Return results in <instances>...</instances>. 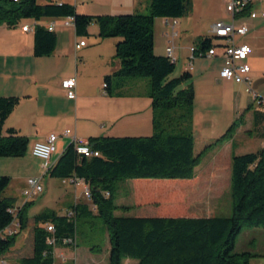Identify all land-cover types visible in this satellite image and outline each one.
I'll list each match as a JSON object with an SVG mask.
<instances>
[{"label":"trees","instance_id":"obj_1","mask_svg":"<svg viewBox=\"0 0 264 264\" xmlns=\"http://www.w3.org/2000/svg\"><path fill=\"white\" fill-rule=\"evenodd\" d=\"M48 0L39 5L37 0H0V26L15 27L20 21L32 19H73L77 36H87L91 23L98 26L100 39L119 38L114 57L119 69L104 77L108 94L117 81L148 80V98L152 109V135L148 137H97L88 139L98 157L78 155L74 145L68 144L54 161L46 175L52 179L76 177L88 185L93 214L87 204L71 206L65 215L44 211L31 218L27 215L32 202L15 207V198L2 197L10 178L0 176V260L15 264H54V250L75 248L79 219L98 217L108 232V264H123L126 259L136 264H250L256 257L250 252H236L235 242L245 228L264 229V150L242 155L232 154L230 161L229 217H129L114 215L126 212L128 207L114 203L116 185L122 180H191L195 168L212 145L200 154L194 153L192 133L194 89L191 75L184 71L176 78L175 62L156 56L153 51V24L155 19H181L192 8V0H150L148 13L127 15L87 16L77 14L73 6ZM11 3L9 7L5 4ZM193 54L206 51L211 41L198 38ZM56 36L43 26L34 28L33 55L48 57L54 51ZM187 83L183 89H178ZM16 97H0V158H22L28 148V138L2 128L8 116L18 105ZM241 118L239 117L238 120ZM239 123L234 121L216 142L231 139ZM156 183L143 191L158 192L161 203L177 214L184 203L185 189ZM174 183V182H173ZM109 197H105V193ZM143 195H146L144 192ZM17 208L16 217L10 210ZM178 208V209H176ZM71 213V215H68ZM14 220L18 232L5 234ZM52 225L54 231L47 232ZM28 231L19 246L18 236ZM53 239V244L48 240ZM67 240L72 243L65 244ZM92 254H101L100 247H90Z\"/></svg>","mask_w":264,"mask_h":264},{"label":"crops","instance_id":"obj_2","mask_svg":"<svg viewBox=\"0 0 264 264\" xmlns=\"http://www.w3.org/2000/svg\"><path fill=\"white\" fill-rule=\"evenodd\" d=\"M203 1L207 6H212L213 2L218 0ZM219 1V13L215 14L209 22L208 30L205 34H197L193 40V45L188 48L180 46L176 48L174 46V40L179 36L177 28L181 19L176 20L177 25L174 29L170 27V20L155 19L153 24V51L156 56L164 57L166 56V48H172L176 63L179 59V52L181 50H186L187 52L186 56H184L186 58L185 64L186 68L188 64H190L191 68L190 70L182 68L181 72H189L191 81H194V84L191 83L194 89L192 128L194 124L199 123L202 129V137L197 141L194 139V153L197 155L202 152L218 138L212 135L216 130L214 128L215 124L217 125L218 122L214 118L215 116H220L221 112H225V106H228V110H231L233 106L234 117H231L232 123L238 120L239 117L241 118L239 126L231 139L216 147L215 149L217 150L212 149L204 154L210 159L205 167L206 173H219V168L223 162L230 164L232 154H248L241 152H246L250 149L254 150L251 153L264 150V115L253 108L250 96L245 92L241 83L235 80L226 81L219 78V71L222 67V61L219 58L206 59L218 64V68L213 71H203L193 65L195 60H204L205 58L191 59L192 51L197 43L196 40L208 36L214 22L229 21V16L223 10V0ZM56 2L71 5L75 8L77 14L87 16H115L136 12L141 13L146 12L149 7V0H57ZM195 9L196 0H192V12ZM251 12L258 14L254 19L261 16L260 13L264 12V0L256 2L251 7ZM64 19H59L60 21L58 19L36 21L37 26H43L45 29L50 23L54 24L53 33L56 36V45L54 51L48 57H35L33 55L34 29L27 32H22L21 30L22 26L31 25L34 20H22L15 27L0 26V97H16L19 99L18 105L4 122L2 135L6 136L8 129H14L18 135L28 138L29 141L24 157L12 160L0 159V169H2L4 164H15L14 170L18 173L17 177L25 182V186L28 178L41 175L39 169L32 170L26 159L32 157L31 149L33 145L37 142H44L50 134H61L63 131L68 130L71 135H75L79 139L88 140L97 137H148L153 133L151 100L148 98L147 82L137 79L117 81L109 94L104 90V77L111 76L119 69V61L114 57L115 46L118 41L114 38L100 39L98 37V26L95 23H91L87 28V36H77L73 26H64ZM186 19L189 21V18ZM254 19L244 16L236 20L237 25L244 24L247 27L246 36L250 31L248 22ZM159 20L163 22L164 26L169 28L168 32L165 33L163 28V31L157 33L156 21ZM192 31H195V29L193 28ZM242 38H237L236 43L246 44L250 47L251 53L245 63L250 68V78H257L259 75L252 64V60L254 61L255 58L251 57L254 49L251 45L240 42ZM82 41L85 42V45L76 49V45ZM54 70L59 71V73ZM71 78L75 80L74 99H68L67 92L61 87L63 81ZM197 79L199 80L197 82H200L201 85L199 94L195 86V80ZM233 87L239 93L243 89L246 100L242 104L240 103L241 95L238 92H234ZM253 90L257 94L264 96V88L262 86H257ZM197 105L199 112L196 113ZM230 116H232L231 113L227 114V117ZM223 126L227 125L224 124ZM206 127L212 132L206 131ZM257 139L260 140L258 145L252 143ZM69 143L70 138L58 137L55 141V152L52 155L53 163ZM197 143L198 149H196ZM19 172H23V175H19ZM220 178V176H216L217 183ZM198 179L194 175L191 180H176L173 182L189 181L195 183ZM152 181L153 183L171 182L166 180ZM127 183L132 189L133 206L141 208L153 200L141 198L142 195L140 194H142V191L140 190L149 183L146 180H128ZM76 187H74L72 205L69 203L65 209L59 207L57 210L58 212L61 211V213L54 210L58 215H64V213L69 212L72 210L71 206L73 205L87 204V202L82 203L76 197ZM60 194L62 195L56 201L58 202L57 204H63L64 199L68 196L66 191ZM147 194L153 195L152 192ZM9 198L16 199L15 207H22L26 204L23 198L21 201L18 197ZM122 204L126 203H123V199L120 198L119 203L116 205L126 206ZM145 212L135 214L134 217L160 216L157 212L155 214L154 211ZM128 214L124 215L128 216ZM115 215H122V213L116 212ZM108 251L109 244L106 245L107 262ZM73 252V255H75V251ZM54 254V264H61L56 262L60 256L66 257L68 260L72 258V253L67 247L56 248ZM100 255L93 256L89 254L84 260L75 255V259L69 261L73 260L74 264L75 261L78 264H88L86 259H89L90 262L96 264L97 260L94 257H100ZM126 263L136 264V262H131L129 259L123 261V264ZM63 264L68 263L65 262Z\"/></svg>","mask_w":264,"mask_h":264},{"label":"rangeland","instance_id":"obj_3","mask_svg":"<svg viewBox=\"0 0 264 264\" xmlns=\"http://www.w3.org/2000/svg\"><path fill=\"white\" fill-rule=\"evenodd\" d=\"M150 1V0H149ZM45 3H48V0H37V4L43 5ZM11 3H7L4 5V7H9ZM220 10V1L213 2L212 6H207L203 0H196V9L192 12V8L190 13L181 18L180 25L177 28V31L179 33V36L174 40V46L177 48L185 47L188 48L190 45H193V40L197 34H205L209 27V22L213 19L215 14L219 13ZM143 14H147L146 12H141ZM189 18V21H187ZM59 20V19H58ZM178 20V19H177ZM60 21V20H59ZM179 22V21H178ZM189 23V24H186ZM249 27L250 31L249 34L242 38L240 42L247 43L248 45H251L254 49L253 56L254 61L252 60V64L254 69L257 71L258 75L257 78H252L251 80V87L252 89L256 88L257 86H262L264 88V17L259 16L257 19L249 20ZM157 24V33L160 31H163V28L165 30V33L169 31V28L167 26L163 25V22L161 20L156 21ZM196 27V28H195ZM193 28L195 31H192ZM158 38V36H157ZM117 41H120L119 38H114ZM163 40V39H162ZM187 52L186 50H181L179 52V59L175 63V69L174 72L169 76V79L176 78L181 75V69H186V56ZM193 65L196 66L197 69H202L203 71H213L218 68V64L216 62H213L211 60H195L193 62ZM187 70V69H186ZM56 71V70H54ZM59 73V71H56ZM140 81L148 82L147 79H137ZM198 79L195 80V86L198 91V94L200 93V82ZM192 84H194V81H191ZM187 83L181 85L178 89H183ZM243 86V89H245V86ZM235 87H233V91ZM242 89V92H238L241 95L240 103L242 104L243 101H245V93ZM236 92V93H237ZM231 103V102H230ZM213 106V105H212ZM231 106V104H230ZM228 106H225V112H221L219 109H217L220 113V116H215V120L217 122V125L215 124L216 130L213 132L212 135H215V137H218L216 140L213 141L211 144L212 147L209 150L215 149L216 147L222 145L224 142H226L229 139H224L220 142H216L220 137H222L227 129L232 125L231 117H234V109L232 106L231 110H228ZM216 110V109H213ZM199 112L198 105L196 107V113ZM231 113L232 116L227 117V114ZM217 115V114H216ZM226 115V116H225ZM198 117V114H197ZM198 119V118H197ZM196 119V120H197ZM195 120V122H196ZM194 122V123H195ZM237 123L240 122V120H236ZM234 123V122H233ZM227 126H223V125ZM206 131H211L210 129L205 128ZM236 131V130H235ZM209 132V133H211ZM192 133L194 139L196 141L202 137V129L201 125L194 124L192 128ZM207 135V134H204ZM260 142L259 139L256 141H253L252 143H255V145H258ZM29 146V152H30ZM196 149H198V143L196 144ZM58 150V149H57ZM217 150V149H215ZM254 150L250 149L246 152L241 153H251ZM201 153V152H200ZM198 153V154H200ZM2 160L5 159H14V158H0ZM29 166H31L32 170L39 169L40 160L34 158L33 156L29 159H26ZM209 157L205 156L201 159L200 164L197 166V169L194 171V175L199 177L198 181L195 183L193 182H170L167 184V186L171 187H181L182 189H185V201L184 203L179 207L180 211L177 214H170L174 211L172 209H167L162 203L158 192L150 191L153 193H150L149 191H143L147 190L142 188L140 191H142L141 198L142 199H153L152 201H149L146 203V205L142 206L144 208H140L139 206H133V199H132V189L128 186V180H122L119 181L116 185V192L114 193V203L118 204L119 199H123L122 205L126 206H119V207H128V210L126 212L122 210H116L114 211V215L116 212H121L122 215L128 214L129 217H134L135 214L139 213H148L149 211H154L159 215L164 216H176V217H229L231 215V207H230V191H229V165L223 162V164L219 168V173H206L205 167L207 166L209 162ZM15 164H4L2 169H0V176H5L10 178V183L8 187L4 190L2 193V197L9 198V197H18L20 201L22 200V196L20 195V192H22L23 187H25V182H23L22 179H18L17 175L18 173L14 170ZM19 175H23V172H19ZM220 176L218 183L216 182V176ZM149 186H155L156 183H153L152 180H146ZM126 182V183H124ZM164 183V182H160ZM125 184V185H124ZM41 185L43 188V191L41 194H39L36 197H33L29 202H32L31 205L28 207L27 215L29 218L42 213L44 211H54L58 212L59 207H65L71 203H73V197H74V187L66 184H61L60 180L58 179H52L48 176H44L41 180ZM64 191L68 192V196L64 199V203L57 204L56 202L59 197H61ZM146 193V195H143V193ZM76 197L82 202H87V205L89 206L90 210L93 214H96L95 209L91 205L90 201H86L84 194L82 192V186H77L75 188ZM152 196V197H151ZM129 203V204H128ZM130 205V206H128ZM118 206V205H117ZM178 209V208H176ZM178 209V210H179ZM55 212V211H54ZM63 212V210H62ZM58 213H61L58 212ZM66 213H64L65 215ZM120 216V215H118ZM127 216V215H124ZM28 231H25L20 234L17 238L16 245L19 246L21 244V241L23 238L27 237ZM108 244V232L104 224L102 223L101 219L98 217H90L86 219H79L77 222V233H76V247L75 248H69V251L72 253L71 259H75V255L82 258V260L85 259L87 255H91L92 253L89 250L90 247H100L102 249V253L100 254H92L100 255V257H94L97 261L96 264H108L106 261V245ZM75 251V255L74 252ZM236 252H250L256 255V257H253L250 260V264H264V229L263 228H245L242 230V232L238 235L235 242V249ZM59 256V255H58ZM61 257V258H60ZM56 262H59L61 264L67 262L68 264H74V261L66 257L60 256ZM6 264H15L13 261L10 260H4ZM88 261V264H94L93 262H90V260L86 259ZM134 262L135 261H132ZM57 264V263H56ZM75 264H78L77 261H75ZM126 264H132V263H126Z\"/></svg>","mask_w":264,"mask_h":264},{"label":"built area","instance_id":"obj_4","mask_svg":"<svg viewBox=\"0 0 264 264\" xmlns=\"http://www.w3.org/2000/svg\"><path fill=\"white\" fill-rule=\"evenodd\" d=\"M19 0H12L17 3ZM258 1L262 0H223V10L229 16V21H216L211 26L208 34V38L211 41L210 47L204 52H198L196 55L192 53L191 59L194 58H205V59H217L222 61V67L219 71V78L221 80H235L245 86V92L250 96L251 105L253 108L261 112L264 115V96L257 94L251 87L250 68L245 63L248 55L251 53V49L246 44H237V38H242L247 34V27L244 24H236V20L248 16L254 19L258 16L257 13L251 12V7ZM264 16V12L260 13ZM170 20L169 24L172 29L177 25V21L174 19ZM64 26H73V19L71 17L65 18L63 22ZM37 26L36 21H33L31 25L27 24L22 26V32H27ZM54 24L50 23L46 30L53 32ZM85 45V42H79L76 45V49H79ZM193 52V51H192ZM166 56L171 58L175 62L173 57L172 48H166ZM190 64L187 66V70H190ZM63 90L67 92L68 99H74L73 93L75 88V80L68 79L61 83ZM104 87V86H103ZM58 137L70 138V143L74 145V149L78 155L85 158L98 157V152L91 149L89 141L77 138L75 135H71L70 131L65 130L61 134H50L44 142H37L31 149V155L40 160V172L41 175L38 177H31L26 180V186L21 192L23 201L28 203L33 197L38 196L42 193L43 188L41 185L42 178L46 175L47 171L53 165L52 155L55 152V141ZM62 184L68 183L71 186H83V193L87 201H91L90 191L83 180L76 177L63 179ZM104 196L109 197V193H105ZM17 208L10 210L14 217H16ZM68 215H71L69 213ZM47 232L52 233L54 231L52 225L46 227ZM18 232L17 220H14L13 224L5 230V234L11 236ZM54 240H48L49 244H53ZM65 244L72 243V240H67ZM0 264H6L4 260H0Z\"/></svg>","mask_w":264,"mask_h":264}]
</instances>
